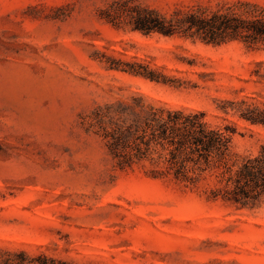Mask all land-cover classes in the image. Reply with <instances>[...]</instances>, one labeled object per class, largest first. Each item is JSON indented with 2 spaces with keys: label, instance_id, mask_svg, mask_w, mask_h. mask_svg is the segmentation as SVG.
<instances>
[{
  "label": "rangeland",
  "instance_id": "1",
  "mask_svg": "<svg viewBox=\"0 0 264 264\" xmlns=\"http://www.w3.org/2000/svg\"><path fill=\"white\" fill-rule=\"evenodd\" d=\"M112 1L0 0V247L87 264H264V198L239 207L208 198L209 180L152 178L147 161L119 169L93 126L140 94L204 111L228 124L233 152L255 153L264 125L227 101L264 107V51L116 27L99 15ZM131 1L168 14L236 0ZM102 54L174 81L109 69Z\"/></svg>",
  "mask_w": 264,
  "mask_h": 264
},
{
  "label": "trees",
  "instance_id": "2",
  "mask_svg": "<svg viewBox=\"0 0 264 264\" xmlns=\"http://www.w3.org/2000/svg\"><path fill=\"white\" fill-rule=\"evenodd\" d=\"M99 15L116 27L145 35H180L211 44L238 41L247 49L264 51V6L249 0H236L215 10L175 8L168 14L131 0H113ZM102 55L109 69L155 82L174 81L143 59ZM131 99L130 104L113 112L94 116L93 126L98 127L114 166L126 169L147 161L149 166L141 165L150 177L171 178L187 188L209 180L208 198L220 197L239 207L252 206L264 198V143L255 153L238 155L231 150L228 124H211L204 111L156 105L140 94ZM250 99L227 103L242 119L264 125V107ZM0 264L87 263L41 250L0 247Z\"/></svg>",
  "mask_w": 264,
  "mask_h": 264
}]
</instances>
